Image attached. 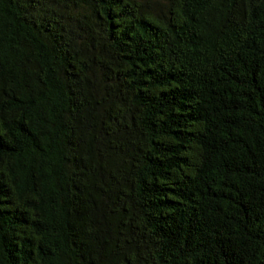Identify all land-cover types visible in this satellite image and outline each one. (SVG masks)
<instances>
[{
    "label": "trees",
    "instance_id": "16d2710c",
    "mask_svg": "<svg viewBox=\"0 0 264 264\" xmlns=\"http://www.w3.org/2000/svg\"><path fill=\"white\" fill-rule=\"evenodd\" d=\"M0 264H264V0H0Z\"/></svg>",
    "mask_w": 264,
    "mask_h": 264
}]
</instances>
